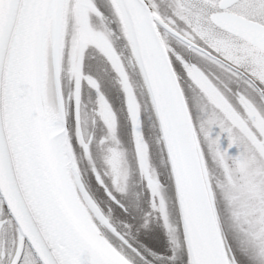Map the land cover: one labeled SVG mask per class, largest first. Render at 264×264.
Instances as JSON below:
<instances>
[{"label": "snow or ice", "instance_id": "6c2138e0", "mask_svg": "<svg viewBox=\"0 0 264 264\" xmlns=\"http://www.w3.org/2000/svg\"><path fill=\"white\" fill-rule=\"evenodd\" d=\"M0 264H264V0H0Z\"/></svg>", "mask_w": 264, "mask_h": 264}, {"label": "trees", "instance_id": "16d2710c", "mask_svg": "<svg viewBox=\"0 0 264 264\" xmlns=\"http://www.w3.org/2000/svg\"><path fill=\"white\" fill-rule=\"evenodd\" d=\"M86 70L91 72L93 75H97L98 69H97L96 62L93 61L90 64H88L86 66ZM100 75H102V73H100ZM103 83H104V90H105L106 95L113 102L114 106L119 107L121 103V98L118 92L116 91V88L109 82L107 78H104ZM155 231L160 232L162 235V232L159 228H155Z\"/></svg>", "mask_w": 264, "mask_h": 264}]
</instances>
